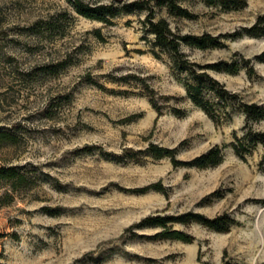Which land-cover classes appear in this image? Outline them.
Here are the masks:
<instances>
[{
	"label": "rangeland",
	"instance_id": "1",
	"mask_svg": "<svg viewBox=\"0 0 264 264\" xmlns=\"http://www.w3.org/2000/svg\"><path fill=\"white\" fill-rule=\"evenodd\" d=\"M246 2L223 11L192 0L185 4L194 19L169 17L182 33L217 37L214 48L182 46L191 62L238 65L236 73L208 71L236 96L226 103L206 93L218 103L215 122L186 98L189 76L166 55L151 54L143 14L103 24L78 15L68 0H0V127L23 134L18 146L0 151V164H24L38 176L0 208V264H264V142L255 140L264 119L247 121L242 111L243 104L264 106V63L256 59L264 37L245 31L264 17V0ZM61 12L63 35L45 39L29 30ZM60 60L66 66L58 75L41 71ZM174 108L185 114L173 115ZM151 143L174 148L179 160L219 146L223 160L174 168L167 157L125 153ZM158 183L162 191H142ZM185 212L227 215L233 223L227 232L170 226L191 243L151 239L159 228L134 226L146 216Z\"/></svg>",
	"mask_w": 264,
	"mask_h": 264
},
{
	"label": "trees",
	"instance_id": "2",
	"mask_svg": "<svg viewBox=\"0 0 264 264\" xmlns=\"http://www.w3.org/2000/svg\"><path fill=\"white\" fill-rule=\"evenodd\" d=\"M74 11L87 19L102 22L103 24H111L113 20L128 15L143 14L140 20L143 30V39L148 41L151 54L160 59L161 55H166L171 62L173 68L186 73L189 80L184 82L185 96L196 107L200 108L213 121L219 120L215 106L218 103L211 102L206 98V93L212 92L213 97L224 100L234 99V93L229 92L215 78L209 74V70L223 71L227 73H236L239 68L234 62H217L199 66L191 62L186 54L182 51V46L205 50L214 48L219 45L217 37L209 33L192 34L182 33L179 29H175L169 21V17L178 19H194V14L185 3L192 0H131V1H112L110 3H94L91 4L85 0H68ZM204 4L205 6L219 7L223 11L239 10L247 5L246 0H194ZM66 12L50 15L49 17L34 22L29 30L32 34L41 38H51L53 35H63L65 25H67ZM246 35L250 37H264V17L260 16L256 23L245 29ZM98 36L99 31L95 30ZM256 59L264 63V52L256 56ZM66 66L64 60L56 63L44 64L40 69L46 75L56 76ZM217 87V88H216ZM148 91L149 102L157 111L158 107L155 92L149 86H145ZM164 99L170 96L162 95ZM242 111L246 120L259 121L264 119V106L256 104H243ZM173 115L182 117L185 111L181 108H174ZM226 115V112H223ZM256 142H264V132H255ZM23 134L17 129L0 127V151L16 147L22 141ZM243 144L234 146L235 153L239 157H243L241 149ZM249 152L250 150H246ZM129 154V159H137V155H144L156 160L169 158L174 168H197L205 169L215 167L223 160V152L219 146L212 147L208 151L190 159L179 160L176 158V150L158 146L157 144H149L143 150L133 151L131 148L125 150ZM121 157V156H120ZM38 176L36 172L29 169L27 165L6 163L2 160L0 164V208L10 205L16 198V194L22 190H29L35 186ZM162 191L160 183L147 186L142 189L145 191L149 188ZM192 223L200 224L215 232H227L233 220L227 215L209 218L197 212H185L179 215H151L143 218L139 223L135 224L137 228L151 227L160 230L150 238L155 240H177L184 243H191L193 237L182 230L170 227L174 224L189 225Z\"/></svg>",
	"mask_w": 264,
	"mask_h": 264
}]
</instances>
